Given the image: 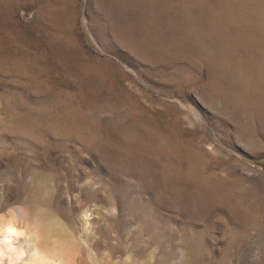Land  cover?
Masks as SVG:
<instances>
[{"label":"rangeland","instance_id":"rangeland-1","mask_svg":"<svg viewBox=\"0 0 264 264\" xmlns=\"http://www.w3.org/2000/svg\"><path fill=\"white\" fill-rule=\"evenodd\" d=\"M11 204L64 264H264V0H0Z\"/></svg>","mask_w":264,"mask_h":264},{"label":"clouds","instance_id":"clouds-1","mask_svg":"<svg viewBox=\"0 0 264 264\" xmlns=\"http://www.w3.org/2000/svg\"><path fill=\"white\" fill-rule=\"evenodd\" d=\"M106 214L117 219L119 212L113 205ZM78 219L82 234L88 240L98 238L92 223L93 212L89 208H82ZM111 237L112 247L120 248L122 239L119 233L112 232ZM39 239L37 222L24 205L11 204L0 212V264H64L62 260L45 258L38 248ZM130 244L131 242L121 249V255L112 256L110 252L105 251L104 255L109 257L108 264H156L159 251L157 246H152L145 257H140L131 250ZM10 247L15 251L14 256L9 255ZM260 260L261 253L257 250L252 256L253 264H258ZM87 264H101L95 251L88 257ZM172 264H176V261Z\"/></svg>","mask_w":264,"mask_h":264},{"label":"bare ground","instance_id":"bare-ground-1","mask_svg":"<svg viewBox=\"0 0 264 264\" xmlns=\"http://www.w3.org/2000/svg\"><path fill=\"white\" fill-rule=\"evenodd\" d=\"M46 230H49L48 228H46Z\"/></svg>","mask_w":264,"mask_h":264}]
</instances>
